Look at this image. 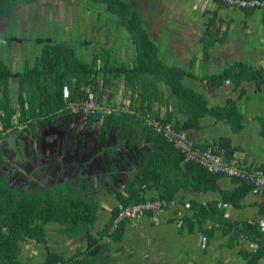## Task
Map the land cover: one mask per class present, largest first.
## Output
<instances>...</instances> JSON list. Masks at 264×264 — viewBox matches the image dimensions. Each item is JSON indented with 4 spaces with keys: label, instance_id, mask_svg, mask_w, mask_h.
<instances>
[{
    "label": "crops",
    "instance_id": "0c3cea01",
    "mask_svg": "<svg viewBox=\"0 0 264 264\" xmlns=\"http://www.w3.org/2000/svg\"><path fill=\"white\" fill-rule=\"evenodd\" d=\"M83 1L90 4L89 13L86 12L87 8L81 9V6L82 16L78 15L79 8L77 11L73 8L71 12L73 18H80L85 23H79L83 29L90 25V32L96 30L99 35L98 42H105L98 46V51L105 50L112 62L117 61L130 68L138 63L137 45L114 13L123 4L129 8V13H136L141 18L142 27L154 45V69H158V64L174 69L181 74L186 88L206 98L209 108L219 109L218 117L211 114L204 116L198 127L186 133L196 145H211V149H219L220 142L225 140L233 148V158L239 159L249 168L264 169V8L241 9L219 0H107L112 1V6L100 0ZM68 2L76 3L75 0ZM51 21L48 20L50 26ZM85 41L91 40H83L79 44L89 46L84 44ZM7 65L11 67L12 63ZM227 70H232L230 77L237 84L230 77L220 85L208 82L212 76L222 75ZM158 74L160 78L153 80L158 83L155 89L170 101L172 122L187 121V115L178 110L171 87L163 83L161 73ZM3 92L4 88L0 87V95ZM9 95L11 98L16 97L12 103L17 107L18 82L15 79L10 82ZM124 95L128 98H123ZM137 97L138 93H134L125 78L121 77L115 80V84L107 89V95L102 98L111 112L135 113L133 108L138 107ZM166 112L167 107L161 106L162 120ZM15 118L13 121L16 123ZM11 131L7 135L3 133V136H9ZM82 132L88 137L87 143L90 142L93 137L91 132ZM109 133L117 139L114 141L115 146L118 145L119 128L112 126L104 132ZM93 142H97L96 139ZM124 143V148L130 144ZM131 146H127L126 151L122 150L134 153ZM148 146L152 147L150 144ZM221 150L226 152L223 148L218 151ZM129 155L132 157L133 154ZM94 158L100 161L98 153L91 160L94 161ZM50 160L40 165V175L36 173L37 170L27 174L22 172L21 167H16L13 169L16 180L13 185L11 182L8 184L32 192L76 188L85 199L96 198L100 208L95 222L83 227L79 233L70 234L60 226L56 230V227L48 224L46 244H37L32 239L24 241L19 258L22 264L45 263L46 247L60 254L70 264H250L251 254L257 250V237L244 232L245 224L259 223L264 232V212L261 213L264 211V193L255 194L252 191L246 194L237 207H223L226 209L223 223L205 219L203 232H191L192 227L185 222L179 223L180 216L184 214L179 210L184 208L186 202L203 205L221 203L224 192H232L239 187L234 180L226 177L219 180L218 191H180L179 195L184 199L177 200L173 208L157 216L144 215L126 221L109 242L103 243L100 237L106 233L113 209L118 204L115 192L124 193L126 186L119 177L108 176L112 167L119 162L112 163L105 170L98 167L97 171L101 172L99 175L82 170L66 175L64 171L51 167L55 166L56 161ZM32 161L35 164L36 160ZM62 163L64 161L59 162V166ZM119 174L117 176L124 179V173ZM105 176L104 181H101ZM125 176L131 178L132 174L125 173ZM90 236L96 243L90 240ZM91 243L94 244L92 248ZM257 264H264V256Z\"/></svg>",
    "mask_w": 264,
    "mask_h": 264
},
{
    "label": "trees",
    "instance_id": "16d2710c",
    "mask_svg": "<svg viewBox=\"0 0 264 264\" xmlns=\"http://www.w3.org/2000/svg\"><path fill=\"white\" fill-rule=\"evenodd\" d=\"M100 2L112 6V1L100 0ZM6 9V0L3 2L0 0V16L6 14ZM128 9L122 4L120 8L114 10V13L119 16L121 25L137 45L138 63L132 68L117 61L112 62L111 57L105 54V50L97 51L89 59H84L76 53L71 44L61 40L54 42L51 37H37L34 40V43L41 47V51L30 69L24 67L14 72L7 65L8 63L0 60V87L4 88V92L0 95V142L4 137L3 133L7 135L9 130L13 131L16 127L13 121L15 117L19 125H27L26 129L35 134V123L72 111L69 103L84 99L86 87L97 89L99 78L104 84L106 83L102 90L103 98L107 95V89L121 77L125 78L126 84L132 87L134 93H138L136 98L138 107L133 108L135 113L112 111L109 114L99 113L90 116L91 123L94 118L102 121L103 129L108 130L112 126L119 128V147L122 148L124 142H129L131 145L136 143L140 146L146 145L141 149L142 151H137L142 154V161L140 165L135 166L137 168L134 175L129 178L124 193L115 192L118 204L113 209V217L106 233L100 237L103 243L107 237L112 239L126 222H122L114 233L109 232L121 207L135 205L148 199L176 203L177 200L184 199L179 195L180 191L190 193L218 191L219 180L226 178L222 174L209 172L195 162H184V154L175 149L163 134L157 133L147 123V115H151L157 121L170 124L179 132L188 133L199 126L204 116L211 114L218 117L220 111L218 108H209L206 98L193 89L186 88L182 83L181 74L174 69H168L160 64H158L159 70L154 69L153 64L156 63L154 45L142 27L141 18L136 13H129ZM5 41L11 44L23 43L25 40L10 35ZM84 44L90 45L91 41H85ZM99 62H101L100 69ZM158 71L161 73L162 82L171 87L178 103V110L187 115V121L172 122V114L169 112L170 101L155 89L158 83L153 80L160 78L159 74L156 75ZM231 72L232 70H227L222 75L212 76L208 82L220 85L230 77ZM230 78L234 80L233 77ZM12 79L18 82L17 107L13 106L9 95ZM148 79L151 81L148 82ZM161 106L167 107L163 120L160 118ZM149 144L152 147H149ZM220 145L219 149L223 148L226 151L224 152L226 159L234 157L233 148L225 140L221 141ZM197 146L205 150L211 145ZM215 149L212 150H219ZM230 179L239 185L235 191L224 192L221 203L211 202L203 205L191 202L192 214L186 211L181 223L185 222L192 227L191 232L194 230L203 232L205 219L223 223L226 211L223 207L228 209L237 207L254 187L245 180ZM83 198L85 197H67L60 192L50 193V190L26 191L18 187L14 188L0 179V264H22L19 258L22 251L21 244L24 241L32 239L37 244H46L48 224H60L61 229L70 234L79 233L83 227L93 224L100 205L94 200ZM244 232L250 235L253 233L257 237V250L251 254L250 259V264H257L264 256V232L260 229L259 223L245 224ZM90 240L96 243L91 236ZM93 243L90 244L91 248L94 247ZM46 254V261L43 264H70L48 247Z\"/></svg>",
    "mask_w": 264,
    "mask_h": 264
},
{
    "label": "flooded vegetation",
    "instance_id": "af4514ba",
    "mask_svg": "<svg viewBox=\"0 0 264 264\" xmlns=\"http://www.w3.org/2000/svg\"><path fill=\"white\" fill-rule=\"evenodd\" d=\"M37 1L38 0H27L22 4H32L22 7V10L18 13L15 12V14H13L11 12H6L4 16H0V24L3 26L4 32L6 34L11 33L7 31L10 17L12 18L11 23L16 25L13 19L16 14V17H19V14L23 13L26 15V18L30 17V10H32L34 14V6L32 5L37 3ZM12 15L14 16L12 17ZM42 16L43 13H41L39 17ZM22 26H28V24H23ZM18 28L19 25L13 30L15 31V29ZM96 115L73 114V112L69 113V111H66L60 115L52 118H45L44 121L35 123V134L31 130H27V125L25 124L16 125L17 128L13 129L12 134L7 137L4 136L6 137L5 141L0 144V179L7 183L11 182L12 184L13 181L16 180L14 178L15 171L13 170L16 169V167H21L22 172L24 171L27 174H29V171L32 172V170H37L36 173L38 172L37 174L40 175V165L47 163L50 159L56 161L55 166L51 167L57 170L60 169L61 172L64 171L66 175L78 173L79 170L92 174L98 170V167L105 170V168H109L112 163H117L118 160L123 158L124 150H122V148L124 147L115 146V143V148H113V145L111 146L108 141V136L112 133H109V135L104 134L107 130L102 128V121L97 118L92 119V123L90 121V116ZM68 118L74 120L71 122L72 125H67L65 123L64 120ZM57 119H62V121L57 122ZM82 131L91 132L93 137L89 140L90 142L87 143L88 137L85 136ZM93 139H96L97 142H93ZM125 144L126 143H123V145ZM97 153L100 156V161L97 162L95 158V160L92 161L91 158L97 155ZM126 156L124 155V157ZM88 158H90L88 161H84ZM32 159L36 160L35 164L32 163ZM61 161H64V163L59 166V162ZM37 165L38 167L36 168ZM45 169L46 168H44V170Z\"/></svg>",
    "mask_w": 264,
    "mask_h": 264
},
{
    "label": "rangeland",
    "instance_id": "374dc122",
    "mask_svg": "<svg viewBox=\"0 0 264 264\" xmlns=\"http://www.w3.org/2000/svg\"><path fill=\"white\" fill-rule=\"evenodd\" d=\"M3 1L5 0H1V2ZM26 1L27 0H6V4H7L6 12H11L15 14V12L18 13L19 11H21L22 7L29 6L32 4V3L22 4ZM64 2L65 3H63V0H38L37 3L32 5L34 6L35 12L33 14L32 10H30L29 18H26V15L23 13L19 14V17H16L17 14L15 16L12 15V17L14 16L13 19L15 20L16 25L14 23H11L12 18L10 17L9 26L7 28V31L11 32L10 34L8 33L6 34L4 32L3 26L0 24V60H3L5 63H9V64L11 62L12 63L11 67L14 70H18V71L22 70L24 67L26 68L29 67V69L32 68V65H33V62L36 56L41 51L40 49L41 47H39L38 45L34 43V40L37 37H52L53 39L64 40L67 43L71 44L74 47V49L77 50L76 53L82 58L84 57V59H89V56L93 52H97L98 46H102V44L104 45L105 42L103 43H99L100 41L98 42L99 35L96 30H94L93 33L90 32V27H91L90 25H88L87 27L85 26V28L83 29V26L79 25V23L82 22V25L85 23L83 21H80L81 20L80 18H73V15H72L73 12H71L73 8H74V11H77V8L81 6V9L83 7H85V9L87 8L86 12L89 13L90 4H85L83 0H75L76 3L68 2V0H64ZM91 6L94 7L92 3H91ZM81 9L78 11L79 17L83 15V12ZM41 13H43V16L39 17ZM47 14L49 16H46ZM85 16H89V15H85ZM48 20H52L51 26L48 24ZM77 23L79 26L77 25ZM23 24H28V26H22ZM18 25H19V28L15 29L14 31L13 29L15 27L17 28ZM10 35L22 37L25 41L23 43L12 42L11 44H8L5 40ZM83 40H91L92 44L89 46H81L79 43ZM123 98H128V97H125L124 95ZM11 100L12 102H15L16 97L11 98ZM69 113H72V112L69 111ZM60 121H62V119H57V122H60ZM64 121L67 125H72L71 122L74 120L72 118H68V119H65ZM108 137H109V140H108L109 143L111 144V146L112 145L114 146V141H117V139L115 140V138L111 134ZM5 138L6 137H2L1 142H4ZM127 146L130 147V144H128ZM126 147L123 148L125 149V151H126ZM130 149L135 152L133 153L132 151L131 152L124 151L123 158L121 160H118L119 163H117V165H114L111 169V173L108 174L109 177L110 175L119 177L120 182L124 184H127L129 180L128 176L127 177L125 176V173H128V174L131 173L132 175H134L135 169L137 168L135 166H138L141 164L142 157H143L142 154H139L137 152V151H142L141 150L142 148H140L139 144L137 143L132 144ZM0 153H1V150H0ZM129 154H133L132 157H130ZM124 155L125 156L129 155V156L124 157ZM94 157H96V155ZM133 167L135 168L133 169ZM119 173H124V179H122L120 176H117V175H120ZM93 174L99 175L101 174V172L95 171V173ZM105 178L106 176L104 178H101V181H104ZM100 188H103V186H101ZM57 189L58 188L50 190V193L60 192L64 196H67V197L71 196V198L75 196L82 197V195L80 194V191L77 190L76 188H72V187L70 189L64 188V190L60 188L61 191ZM94 201H97V199L95 198ZM186 210L191 212L190 204L187 202L185 203L184 208L180 209L179 211L180 212L184 211V214H185ZM182 217H184V215ZM155 218L156 217H154V219ZM52 226L56 228L59 226L61 227L60 224H52ZM58 229L60 228H57L56 230ZM109 241H110V238L108 237L104 239V242H109Z\"/></svg>",
    "mask_w": 264,
    "mask_h": 264
},
{
    "label": "built area",
    "instance_id": "2783aa9c",
    "mask_svg": "<svg viewBox=\"0 0 264 264\" xmlns=\"http://www.w3.org/2000/svg\"><path fill=\"white\" fill-rule=\"evenodd\" d=\"M231 7H238L241 9H258L264 8V0H219ZM101 63H98L100 69ZM105 84L99 78L98 88L90 86L84 89V99L78 102H70V108L78 113L84 115H96L98 113H111V109L105 105L102 98V90ZM16 119V118H15ZM16 119V125H18ZM15 122V120H14ZM147 123L153 129L163 134L165 139L173 145V147L184 154V162H195L214 174H222L229 178H236L245 180L253 185L252 192H264V171L260 168H249L243 162L236 158L226 159L224 150L213 151L212 149H201L198 147L184 132H179L170 124L157 121L151 115H147ZM166 201L152 200L144 203L136 204L129 207H121L116 218L110 228V233L113 232L120 222L144 215L148 211H158L166 206ZM264 226V222H262Z\"/></svg>",
    "mask_w": 264,
    "mask_h": 264
},
{
    "label": "bare ground",
    "instance_id": "6f19581e",
    "mask_svg": "<svg viewBox=\"0 0 264 264\" xmlns=\"http://www.w3.org/2000/svg\"><path fill=\"white\" fill-rule=\"evenodd\" d=\"M154 200H160V199H154ZM146 201H152V199H148V200H146ZM146 201H144V202H146ZM161 201H165V200H161ZM144 202H141V203H144ZM167 202V201H166ZM138 204H140V203H138ZM136 205V204H135ZM131 206H133V205H131ZM175 206V202H167V205L166 206H164V207H162L160 210H158V211H148V212H146L144 215H146V216H148L149 214L148 213H153V215L154 216H156L158 213H160V212H162V211H165L167 208H173ZM127 207H129V206H127ZM144 215H142V216H144ZM184 214H182L181 216H180V219H179V223H181V219L183 218L182 216H183ZM142 216H140V217H142ZM116 218V217H115ZM114 218V219H115ZM136 218H138V217H134V218H130V219H127V220H124V221H129V220H133V219H136ZM155 220H157V219H155ZM114 221V220H113ZM124 221H122V222H124ZM122 222H120L119 223V225H118V227L120 226V224L122 223ZM112 224H113V222H112ZM112 226V225H111ZM118 227L113 231V232H111V233H114L117 229H118ZM110 232V231H109ZM60 264V263H59Z\"/></svg>",
    "mask_w": 264,
    "mask_h": 264
},
{
    "label": "water",
    "instance_id": "95a60500",
    "mask_svg": "<svg viewBox=\"0 0 264 264\" xmlns=\"http://www.w3.org/2000/svg\"><path fill=\"white\" fill-rule=\"evenodd\" d=\"M11 131V130H10Z\"/></svg>",
    "mask_w": 264,
    "mask_h": 264
}]
</instances>
